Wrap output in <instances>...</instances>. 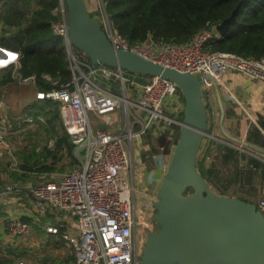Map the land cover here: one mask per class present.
<instances>
[{
    "label": "built area",
    "instance_id": "built-area-1",
    "mask_svg": "<svg viewBox=\"0 0 264 264\" xmlns=\"http://www.w3.org/2000/svg\"><path fill=\"white\" fill-rule=\"evenodd\" d=\"M53 13L58 20L52 22L51 29L64 38L72 78L60 83L59 78L42 74L40 78L52 87L37 91V98L57 103L61 122L75 146L77 163L69 171H61L60 165L67 161L61 154L63 162L55 170H21L16 152L24 132L36 129L45 118L26 113L11 120L0 112V156L5 158L6 173L29 176L25 182L4 184L0 206L10 198L26 199L35 213L56 218L55 224L46 225L48 234H58L67 225L71 230L65 243L73 254V264H140L148 233L153 230V198L135 184L134 145L149 133L157 136L172 125L180 127L184 99L170 80L152 76L140 83L120 68L79 60L69 46L63 0ZM106 22V34L116 47L203 78V98L208 106L214 93L208 76L218 83L224 73L238 72L264 82V57L207 48L208 42L219 36L214 26L198 31L185 43L157 42L148 36L143 42L130 44L107 17ZM21 58L20 52L0 46V70L12 68L21 84L36 85V75L19 73ZM205 138L206 144L213 139L209 133ZM39 144L40 151L43 144ZM46 144L54 149L55 138ZM256 205L264 213V199ZM7 227L13 237L32 235V226L20 216L9 217Z\"/></svg>",
    "mask_w": 264,
    "mask_h": 264
},
{
    "label": "trees",
    "instance_id": "trees-1",
    "mask_svg": "<svg viewBox=\"0 0 264 264\" xmlns=\"http://www.w3.org/2000/svg\"><path fill=\"white\" fill-rule=\"evenodd\" d=\"M85 1L90 15L98 20L89 8L88 0ZM58 3L59 0H2L0 3V46L21 53L19 73L22 76L36 75L38 83L35 88L41 90L52 87L40 78L42 74L59 78L60 83L69 82L72 78L64 38L55 35L51 29L52 22L58 20V16L53 13ZM239 3L236 20L225 34L208 42L207 48L243 57H264V0H103L102 6L112 26L130 44L143 42L148 36L157 42L185 43L198 31L219 25ZM73 51L79 60L90 62L82 51L76 48ZM12 73V68H5L0 73V85L13 82ZM126 74L140 83L151 79L147 75ZM28 112L33 115L42 114L45 123L42 130L38 131L43 136L32 141L31 145L22 147L20 169L26 172L55 170L53 162L62 161L61 154L64 159L69 158V164L73 167L77 163L74 157L75 146L60 120L57 103L49 99H38L28 108ZM179 118L183 119V113ZM179 129V126L172 125L157 136L149 133L146 136L147 145L139 139L137 147L147 149V146L153 155L172 153ZM38 132L35 134L40 136ZM35 134H32L30 140ZM49 138L56 140L54 149L47 147ZM206 141L207 138L199 151L198 170L217 193L227 195L231 179L223 173L231 168L235 173H240L241 152L215 139H211L208 144ZM246 141L264 147V135L252 124L247 131ZM40 142H44V145L39 151L37 148ZM48 160L51 162L48 163ZM244 165L243 170L249 171L252 166L264 168V164L253 156H249ZM2 169L4 164L0 162V189L5 184ZM27 174L12 172L8 183L25 182L29 179ZM17 257V251L9 248L6 253H0V264H10ZM19 257H23V253Z\"/></svg>",
    "mask_w": 264,
    "mask_h": 264
},
{
    "label": "water",
    "instance_id": "water-1",
    "mask_svg": "<svg viewBox=\"0 0 264 264\" xmlns=\"http://www.w3.org/2000/svg\"><path fill=\"white\" fill-rule=\"evenodd\" d=\"M63 2L69 46L86 54L92 65L102 63L170 80L184 98L178 139L153 204L152 219L159 228L148 233L140 264H264V213L254 202L217 193L198 170L210 118L203 78L116 47L90 15L85 0ZM239 7L240 3L216 26L219 35L236 20ZM207 79L212 81L223 111L217 83L210 76Z\"/></svg>",
    "mask_w": 264,
    "mask_h": 264
},
{
    "label": "crops",
    "instance_id": "crops-1",
    "mask_svg": "<svg viewBox=\"0 0 264 264\" xmlns=\"http://www.w3.org/2000/svg\"><path fill=\"white\" fill-rule=\"evenodd\" d=\"M3 70L5 69L0 70V73L3 72ZM12 77L14 79V84L11 82L3 86L0 85V112H4V116L14 120L20 114H30L28 108L33 102L38 100L37 91L41 89L35 88L37 84L25 85V88H28V91L21 93L18 89H13L16 87H13V85H17L20 89L23 87L18 85L21 83L14 73H12ZM217 86L223 104V111L220 107L218 96L214 88L211 104L209 106L207 105L210 117L208 127L211 128L208 129V133L213 139L228 144L240 151L241 148L246 146H242L234 139L246 140V134L251 124L256 126L264 135V82L254 80L242 73L227 72L222 75ZM8 91L13 95V97H10L11 99L7 96ZM38 115L43 116L42 114ZM44 123L36 129H27V131L24 132V139L27 136L31 138L32 134L42 130V125H44ZM249 144L254 146L247 147L252 151H255L253 157L264 163V147L252 143ZM25 146H28V144L25 143ZM22 150L23 149L21 148L16 152L19 157ZM213 153L215 155L214 150ZM165 155L167 154L162 156ZM74 157L76 159L75 148ZM4 159L0 156L1 163ZM68 160L69 158H67V161ZM133 161V172L136 186L141 191L147 193L150 197H153L155 190L158 188V182L165 173L166 166H161L156 163L153 168L142 170L136 165V157ZM240 162L241 165L245 164L242 160H240ZM244 162L247 163V161ZM60 163H62V161L53 162L55 169L57 167L56 165ZM251 171H253V176L248 179L244 185L246 191H244L245 188L244 190L241 189V191L238 190L240 193L239 198L258 203L260 200L264 199V178H260L259 175V173L262 174L261 172L264 171V168L252 166ZM1 175L4 183H8L10 177L7 175L6 171H2ZM227 196L232 195L228 192ZM25 200L26 199L18 200L10 198L4 201L3 205L0 206V253H6L9 248L17 251L18 257L10 264L17 262H23L24 264H47L45 261L51 257L54 252L64 254L66 250L70 251L65 241L66 234L71 229L66 225L60 228L58 234H48L45 227L48 224H55L56 218L50 214L43 216L35 213L31 209L29 203ZM11 216H20L24 221H27L32 226V235L30 237H13L9 233L7 227V219ZM50 252V256L47 255ZM20 253H23V255L24 253H26V255L28 253L31 256V259H22V257H19ZM69 259L71 260V264H73L74 257L72 253ZM60 261H64V259H61ZM65 261L66 264L70 263L68 259Z\"/></svg>",
    "mask_w": 264,
    "mask_h": 264
},
{
    "label": "rangeland",
    "instance_id": "rangeland-1",
    "mask_svg": "<svg viewBox=\"0 0 264 264\" xmlns=\"http://www.w3.org/2000/svg\"><path fill=\"white\" fill-rule=\"evenodd\" d=\"M88 4H89V8L91 9V11H93L95 13V16L104 25L105 30H107V22H106V17L104 14L103 6L101 4V0H88ZM0 79H1V77H0ZM13 84H14V82H13ZM18 85L22 86L23 88L20 89L17 85H13V87L16 86L13 89H18L21 93L28 91V88H25V85H21V84H18ZM35 92H36V89H35ZM7 96L9 99H11L10 97H13V95L10 94L9 91L7 93ZM38 133L40 136H38V134H35L31 140L29 137H26L24 140H22L19 143V149H21L23 146H25V143H27L28 145H31L32 141L43 136V133L41 131ZM147 138L148 137L142 138V142L145 145H147V141H148ZM243 141H246V140H243ZM42 144L44 145V142H42ZM247 147H249V146L241 148L242 150L240 149V152H241L240 153L241 154L240 159L243 161V163H246L244 161H248L249 156H253V153H255V151H252L251 149H249ZM146 148L147 149H143V148L141 149L140 147H137V144H136V146L134 145L133 159H135V157H136V165L138 166V168L142 169V170H146V169L149 170L150 168H153L155 166V164L157 163V164H160L161 166L165 165L166 166L165 171H166L167 166H168L169 161H170V158H171L170 157L171 153H169L165 156H162L161 154H158V153H157V155L156 154L153 155L147 146H146ZM139 156H140V158H139ZM69 162H70V160H68L66 163L63 162L61 165L59 164L61 171H69L72 168V165H70ZM2 163L4 164V169H2V171L5 172L6 170H8L7 165H6L5 161H2ZM239 168H240V173H237V172L235 173V170L233 168L229 169L228 172H226V170H225L223 173V175L225 174L227 177H229L231 179V184L229 185V193L234 197L240 196L239 195L240 193L238 190H240V191H241V189L244 190L245 182L248 181V179H250L253 176V171L243 170L245 168V165L242 164L241 167H239ZM234 173H235V177H234ZM7 175H9V172H7ZM259 175H260V178H264L263 172H262V174L259 173ZM237 176H239V178ZM162 178L158 182V188H159V185L162 181ZM158 188H157V190H155V193L152 197L153 198V200H152L153 204L156 201V193L158 191ZM244 191H246V188ZM151 214L152 215L155 214L154 207L151 211ZM152 228H153V230L158 229L159 226L157 225V223L152 222ZM50 254H51V252L48 253L47 255L50 256ZM60 254L61 253H55L54 252L53 255L51 257H49L45 262L47 264H66V261H65L66 259H68L69 262L71 261L69 259L71 257V253L69 250H66L64 252V254H61V255ZM22 259L28 260V259H31V256L28 253H27V255H26V253H24ZM61 259H64V261H60ZM68 264H71V262Z\"/></svg>",
    "mask_w": 264,
    "mask_h": 264
},
{
    "label": "flooded vegetation",
    "instance_id": "flooded-vegetation-1",
    "mask_svg": "<svg viewBox=\"0 0 264 264\" xmlns=\"http://www.w3.org/2000/svg\"><path fill=\"white\" fill-rule=\"evenodd\" d=\"M154 230H157V229H154Z\"/></svg>",
    "mask_w": 264,
    "mask_h": 264
}]
</instances>
